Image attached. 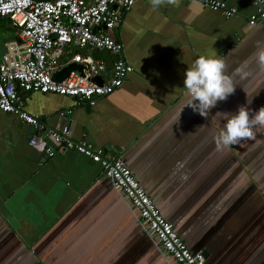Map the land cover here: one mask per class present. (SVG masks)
Returning <instances> with one entry per match:
<instances>
[{"label": "crops", "instance_id": "obj_1", "mask_svg": "<svg viewBox=\"0 0 264 264\" xmlns=\"http://www.w3.org/2000/svg\"><path fill=\"white\" fill-rule=\"evenodd\" d=\"M226 1L236 15L202 0L158 8L136 0L109 30L134 67L121 88L94 106L56 93L21 92L20 100L50 128L68 123L74 139L121 156L187 245L208 251L206 264H264V129L221 152L212 140L226 123L217 112L264 106V70L252 61L247 76L235 71L264 27L248 22L254 0ZM0 28L4 43L18 35L7 18ZM80 52L106 62L99 76L112 77L111 53ZM200 54L223 57L235 84L206 117L187 106L184 88ZM34 132L0 110V264H169L98 164L75 151L47 157L29 145Z\"/></svg>", "mask_w": 264, "mask_h": 264}, {"label": "built area", "instance_id": "obj_2", "mask_svg": "<svg viewBox=\"0 0 264 264\" xmlns=\"http://www.w3.org/2000/svg\"><path fill=\"white\" fill-rule=\"evenodd\" d=\"M135 1L0 0V18L9 19L19 29L17 36L5 41V52L0 53V110L13 113L32 126L35 132L28 143L47 157L75 151L98 164L169 264H206L204 251L187 245L121 156L106 155L105 149L86 138L74 139L68 123L50 128L40 116L25 110L20 100L21 92L56 93L75 98L78 104L94 106L100 98L121 88L134 67L126 58L123 43L109 30L120 26ZM202 2L206 8L220 11L226 17L239 12L237 6L226 0ZM254 3L256 10L248 22L264 27V0ZM87 48L114 56L112 77L102 84L94 78L107 70V64L80 52ZM71 53L70 62L82 64V72L72 70L64 80H55L54 73L64 67L61 58ZM72 111L64 110L61 116L66 117Z\"/></svg>", "mask_w": 264, "mask_h": 264}, {"label": "clouds", "instance_id": "obj_3", "mask_svg": "<svg viewBox=\"0 0 264 264\" xmlns=\"http://www.w3.org/2000/svg\"><path fill=\"white\" fill-rule=\"evenodd\" d=\"M153 8L164 4H177L178 0H150ZM255 61L264 70V40L255 41V51L235 71L242 77L247 76L245 71L248 64ZM226 63L223 57L200 54L185 70L184 88L189 98V104L194 111L207 116L211 108L219 101H224L235 92L232 77L225 72ZM246 92V91H245ZM247 94V92H246ZM248 98V94H247ZM248 103L251 100L248 99ZM221 120L226 121L216 135L218 148H227L244 138H253L254 129H264V106L251 112L245 106H239L237 112H217Z\"/></svg>", "mask_w": 264, "mask_h": 264}, {"label": "water", "instance_id": "obj_4", "mask_svg": "<svg viewBox=\"0 0 264 264\" xmlns=\"http://www.w3.org/2000/svg\"><path fill=\"white\" fill-rule=\"evenodd\" d=\"M84 66L77 62H70L68 65L64 66L60 71L54 73L53 78L58 81L64 80L72 70H79L82 72ZM94 80L100 84L103 83V78L101 76H97ZM205 257L208 255V251H204Z\"/></svg>", "mask_w": 264, "mask_h": 264}, {"label": "rangeland", "instance_id": "obj_5", "mask_svg": "<svg viewBox=\"0 0 264 264\" xmlns=\"http://www.w3.org/2000/svg\"><path fill=\"white\" fill-rule=\"evenodd\" d=\"M13 27V26H12ZM14 29H12V28H10V29H6L7 31H11V32H16V34L17 33H19V29H17V28H15V27H13ZM2 41H4V36H3V32H2V29L0 28V53H4L5 52V47H4V42H2ZM70 60H67L66 62H67V65L70 63L69 62ZM65 62V63H66ZM219 126H216V129L214 130V133H216V134H214L213 135V138H212V140L213 141H215L214 143H213V146L215 147V148H218L217 147V144H216V135L218 134V131H219V128H218ZM209 135H210V133H208V140H209ZM219 149V152H221L222 150H224V148H218Z\"/></svg>", "mask_w": 264, "mask_h": 264}]
</instances>
